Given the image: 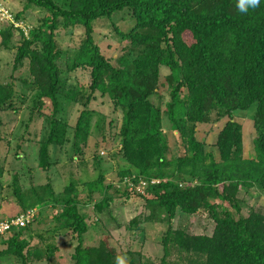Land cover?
I'll return each mask as SVG.
<instances>
[{"label": "trees", "instance_id": "obj_1", "mask_svg": "<svg viewBox=\"0 0 264 264\" xmlns=\"http://www.w3.org/2000/svg\"><path fill=\"white\" fill-rule=\"evenodd\" d=\"M24 4L9 12L10 19L0 18L5 19L0 22V51L12 52L10 72L0 77V130L5 113H22L9 135L20 147L30 123L41 118L44 133L35 169L48 173L53 164L49 147L70 142L68 158L82 154L95 114L89 104L97 96L107 98L119 111L120 123L112 135L116 146L110 152L124 163L117 173L124 189L105 182L97 151L92 156L95 177L71 179L60 193L53 190L51 178L38 188H23L14 172L7 187L0 184V195L7 188L1 200L13 199L10 202L20 209L14 215L50 205L56 211L51 213L55 223L48 233L71 230L77 244L66 253L39 235L41 244L30 245L33 218L25 227L13 226L0 235L6 245L0 257L21 264L32 260L116 264V256L126 253L130 264H156L138 251L110 246L107 234L96 238L105 234L104 220L119 222L112 207L115 194L108 192L114 189L124 200L139 202L126 225L136 231V243H142L146 223H162L163 255L158 264H264V203H257L264 199V0L246 14L237 10V0H24ZM33 7L42 14L35 25L22 27L27 23L25 12ZM124 9L133 19L128 29L113 23L118 21L113 14ZM101 17L111 22L119 37L115 56L106 55L94 39L92 22ZM73 29L82 35L78 45L59 46L60 31ZM78 69L88 72L86 85L76 78L71 83L66 76ZM76 104L81 109L71 125L68 114ZM213 112L217 120H226L207 149L205 138H197L196 127L208 123ZM241 115L248 117L255 134L253 154L247 157ZM20 155L15 152V157ZM78 183L87 189L86 203L77 197ZM247 197L255 198V203L247 206ZM91 201L98 218L87 222L82 207ZM198 212L213 222L210 233L189 232L181 224L187 225L186 220L174 225L180 215ZM88 231L93 244H83Z\"/></svg>", "mask_w": 264, "mask_h": 264}, {"label": "rangeland", "instance_id": "obj_2", "mask_svg": "<svg viewBox=\"0 0 264 264\" xmlns=\"http://www.w3.org/2000/svg\"><path fill=\"white\" fill-rule=\"evenodd\" d=\"M23 2V3H22ZM24 0H0V18H2L3 12H16L24 8ZM2 10V12H1ZM41 11L38 8H29L25 12V17L27 23L20 24L22 27L27 28V24L33 26L37 23V17L41 15ZM129 12L124 10L117 11L113 14L112 18L115 20L118 17L116 23L122 29H128L131 24H133V19L128 16ZM106 17L97 18L93 23V36L94 39L100 44L101 49L106 53V55L112 54L115 56L119 48V37L115 34L112 29V24L109 20L105 19ZM111 18V20H112ZM5 20V19H4ZM4 20L0 22L5 23ZM18 24V23H17ZM115 24V25H116ZM81 33L79 29L60 31V35L57 38V43L63 48L70 47L72 45H78L81 38ZM188 40V38H186ZM12 59V52L1 50L0 51V77L4 78L10 72L11 65L9 64ZM17 73L22 72V70L16 71ZM77 73L70 72L66 76H70V81H77L81 84L88 83V72L82 69H78ZM76 78V79H75ZM89 107L95 111V114L92 116L91 122V135L88 139V143L82 147V154H77L74 159H69L68 156L71 153L70 142L65 143L62 147L50 146L49 154L52 165L44 173L39 169H35L37 166L38 158V147L42 139L43 122L41 118H36L33 122L30 123L29 133L25 134L20 143V147H17L18 140L12 139L9 137L15 125L22 118V113H5V123L3 124L0 130V168H2V175L0 177V184L7 187L12 182V176L17 173L19 177V182L23 188L33 186L38 188L41 184H45L48 178H51V186L55 193H60L64 186L73 179L74 181H80V178H93L96 174V169L93 167L92 156L94 151H97L99 156L102 157L101 168L105 171V182H113L115 186L118 184V169L120 165H123V161L119 160L117 157L112 156L111 152L115 149L116 141H112V135L116 127L119 126L120 117L119 111L114 110L110 104V101L107 98H102L97 96L96 99L92 100L89 104ZM81 107L76 104L73 106L72 111L68 114V122L73 125L75 119L80 111ZM49 110L45 109V112ZM241 112L238 114L240 115ZM243 114V113H242ZM239 122L243 124V155L245 157L253 154V144L252 139L255 134L252 131L251 125L248 124V117L241 115L238 117ZM113 120L112 126H110L109 121ZM226 117H222L219 120L215 117V112L211 114V120L208 123L197 124L196 127V136L197 138H205L207 149L211 148V144L215 141L216 134L223 126ZM111 128V129H110ZM105 133V142L102 141V135ZM174 136V135H173ZM170 141L172 144V149L175 147V142L173 141L172 133L169 132ZM174 138H176L174 136ZM8 139V140H7ZM10 139V140H9ZM9 141V144H7ZM99 143L95 146V143ZM106 147V149L104 148ZM112 146V150H111ZM177 149V148H176ZM15 152H20L21 155L19 158L15 157ZM52 169V170H51ZM76 187L77 197L79 201L86 203L87 201V189L80 183ZM119 189H124L122 185L118 186ZM2 194L0 195V217L6 218L10 215H14L16 211H19L17 204L10 199L9 201L1 200L2 195H5L7 188H2ZM10 192V191H9ZM109 194H115V201L113 206L115 208L114 216L118 219L115 222H109L108 220L103 221V231L105 234H96V238H101L107 234V239L110 246L117 247L119 249H127L133 251H138L144 257L150 261L158 264L160 258L163 255L162 245H161V232L164 227L162 223L148 224L145 226V234L143 235L142 243H136L137 235L136 231L128 230L126 225L130 217L134 216V207L138 206V200H124L123 197L116 195L117 192L114 189L108 191ZM98 194L94 193L93 199L97 200ZM95 201V200H94ZM255 201V198H246V205L250 206ZM80 203V204H81ZM93 201L87 203V207H82L84 213H88L87 222H91L98 218V214H95L92 207ZM257 203H264V199H260ZM264 208V204H262ZM243 211H247L246 206L242 207ZM35 216L34 220L31 222L30 231L31 239L30 245L41 244L40 236L45 237L44 241L54 243L55 246L60 247L62 252H72L74 246L77 244L75 240V234L71 230L64 232V234L51 235L48 233L47 229H51L54 226V221L51 218V213L56 210L50 205L47 208H34ZM187 221L185 223L186 229L193 232L201 233H210L212 230L213 222L206 217L203 213L198 212L190 216H181L179 219L174 221V225L180 224L182 221ZM109 229V230H108ZM92 230V229H91ZM93 231V230H92ZM103 232V233H104ZM92 232L88 231L84 234L83 244H89L92 242L93 237L91 236ZM23 235L27 236V232ZM72 239L71 242H69ZM134 241V242H133ZM6 245L0 242V251H2ZM65 253V254H66ZM173 254V253H172ZM137 257V256H136ZM175 258V253L171 259ZM169 259V257H168ZM0 264H21V262L15 258L8 257L4 255L0 257ZM29 264H49L42 263L41 261L30 262Z\"/></svg>", "mask_w": 264, "mask_h": 264}, {"label": "built area", "instance_id": "obj_3", "mask_svg": "<svg viewBox=\"0 0 264 264\" xmlns=\"http://www.w3.org/2000/svg\"><path fill=\"white\" fill-rule=\"evenodd\" d=\"M2 12V10H1ZM10 19L9 12H3L2 18ZM35 216L34 209H29L24 212H20L16 215L6 217V218H0V235L4 234L7 231H10V229L14 226L16 228L18 227H25L28 223L31 222L33 217Z\"/></svg>", "mask_w": 264, "mask_h": 264}, {"label": "clouds", "instance_id": "obj_4", "mask_svg": "<svg viewBox=\"0 0 264 264\" xmlns=\"http://www.w3.org/2000/svg\"><path fill=\"white\" fill-rule=\"evenodd\" d=\"M259 4H260V0H237L236 7L240 13L246 14L250 9L252 10L256 9L259 6ZM115 261L116 264H130L131 258L128 257L126 253L118 254L115 258Z\"/></svg>", "mask_w": 264, "mask_h": 264}]
</instances>
